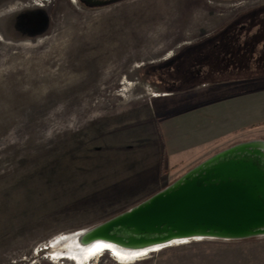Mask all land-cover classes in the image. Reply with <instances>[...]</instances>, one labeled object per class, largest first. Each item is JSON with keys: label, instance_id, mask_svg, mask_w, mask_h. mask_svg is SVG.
<instances>
[{"label": "rangeland", "instance_id": "374dc122", "mask_svg": "<svg viewBox=\"0 0 264 264\" xmlns=\"http://www.w3.org/2000/svg\"><path fill=\"white\" fill-rule=\"evenodd\" d=\"M263 40L264 0H0V264H264L259 233L131 259L53 244L232 146L264 153Z\"/></svg>", "mask_w": 264, "mask_h": 264}, {"label": "water", "instance_id": "95a60500", "mask_svg": "<svg viewBox=\"0 0 264 264\" xmlns=\"http://www.w3.org/2000/svg\"><path fill=\"white\" fill-rule=\"evenodd\" d=\"M233 149L214 155L128 210L54 242L67 240V246L79 250L101 238L122 251L149 252L152 244L164 246L172 237L264 234V163L240 158L236 151L226 156Z\"/></svg>", "mask_w": 264, "mask_h": 264}, {"label": "bare ground", "instance_id": "6f19581e", "mask_svg": "<svg viewBox=\"0 0 264 264\" xmlns=\"http://www.w3.org/2000/svg\"><path fill=\"white\" fill-rule=\"evenodd\" d=\"M262 146L264 147V144H262ZM66 235L67 234L58 236V237L55 238L54 241L56 242V241H58V239H61V238H63ZM185 239L186 238H182V237H172V238H170V239H168V240H166L164 242L167 243V244H170V243H173V242L183 241ZM55 242L53 244H58V245L59 244H61V245L65 244L66 245L67 240H64L63 242H59V243H55ZM152 245L153 246H152L151 249H155V248L160 247L159 244H152ZM100 248H109L114 254H116L119 258H122V259L130 258V257H133L135 255L137 256L138 253L140 255V254H143L146 251H148L145 248L134 250V251H122L121 249L116 248L112 243H110L108 241H105L104 239H101V238H97V239L93 240L92 242L87 243L83 248H81L79 250H76V248H73V247L68 245V247L65 248V251L68 254L82 255L84 253L92 252V251H94L96 249H100ZM79 261H82V260H79Z\"/></svg>", "mask_w": 264, "mask_h": 264}, {"label": "flooded vegetation", "instance_id": "af4514ba", "mask_svg": "<svg viewBox=\"0 0 264 264\" xmlns=\"http://www.w3.org/2000/svg\"><path fill=\"white\" fill-rule=\"evenodd\" d=\"M233 33V32H232ZM250 45V44H249ZM244 56H245V54H244ZM259 56L260 57H262V58H264V40L262 41V43H261V52L259 53ZM235 60H236V65H238L239 66V63L237 62V61H239L240 59L237 57V58H235ZM235 63V62H234ZM240 64H242L243 66H244V64L243 63H240ZM245 68V70H249V68L247 67H244ZM236 70H237V67H236ZM250 91V90H249ZM220 97V96H219ZM219 99H215V98H211V99H204V100H200V101H194L195 103H192V105L193 104H196V106L195 105H193V106H191L192 108L191 109H195L194 107H197V104H199V105H201V106H217L216 104H218L219 103ZM214 103V104H213ZM213 104V105H212ZM219 105V104H218ZM235 148V149H233V151L231 152V154H227L226 156H228V157H230L231 155L233 156V153H234V151H236V150H238V151H241L242 150V152H240V153H242L239 157L240 158H245V159H252V158H254V157H252L253 156V153H255V150L256 149H252L251 147H250V143H242L241 145H235V146H232V148ZM231 148V147H230ZM245 149V150H244ZM245 152H244V151ZM245 153H247V154H245ZM239 154V153H238ZM250 154V155H249ZM238 156H237V158H239ZM258 160V163L260 162L259 161V159H257ZM260 164H263V163H260ZM194 168V167H193ZM192 169V168H191ZM190 169V170H191Z\"/></svg>", "mask_w": 264, "mask_h": 264}, {"label": "trees", "instance_id": "16d2710c", "mask_svg": "<svg viewBox=\"0 0 264 264\" xmlns=\"http://www.w3.org/2000/svg\"><path fill=\"white\" fill-rule=\"evenodd\" d=\"M80 1H82V2H84L85 4H92V5H96L98 2H102L101 0H80ZM86 1V2H85ZM244 54H245V56H244ZM246 52H244L241 48L240 49H237V50H234V55H233V57H234V59L235 58H239V59H241V57H242V59L244 58H246ZM232 58V55L231 56H229L228 58H227V60H224L225 61V63H222V64H224V65H226L227 64V62L229 63V60ZM233 59V60H234ZM223 62V61H222ZM221 64V66H224V65H222Z\"/></svg>", "mask_w": 264, "mask_h": 264}, {"label": "clouds", "instance_id": "9594fccd", "mask_svg": "<svg viewBox=\"0 0 264 264\" xmlns=\"http://www.w3.org/2000/svg\"><path fill=\"white\" fill-rule=\"evenodd\" d=\"M27 5H25L26 7ZM11 11H17V9H10ZM18 10H23L22 8L21 9H18Z\"/></svg>", "mask_w": 264, "mask_h": 264}, {"label": "crops", "instance_id": "0c3cea01", "mask_svg": "<svg viewBox=\"0 0 264 264\" xmlns=\"http://www.w3.org/2000/svg\"><path fill=\"white\" fill-rule=\"evenodd\" d=\"M158 169H160V167H158ZM167 169H168V170H171V167H167L166 170H167Z\"/></svg>", "mask_w": 264, "mask_h": 264}]
</instances>
